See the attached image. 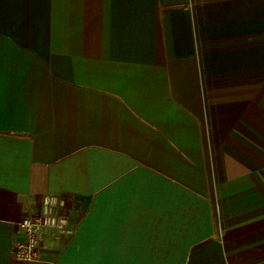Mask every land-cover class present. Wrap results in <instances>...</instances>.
Instances as JSON below:
<instances>
[{
	"label": "crops",
	"instance_id": "crops-1",
	"mask_svg": "<svg viewBox=\"0 0 264 264\" xmlns=\"http://www.w3.org/2000/svg\"><path fill=\"white\" fill-rule=\"evenodd\" d=\"M0 264H264V0H0Z\"/></svg>",
	"mask_w": 264,
	"mask_h": 264
},
{
	"label": "built area",
	"instance_id": "built-area-1",
	"mask_svg": "<svg viewBox=\"0 0 264 264\" xmlns=\"http://www.w3.org/2000/svg\"><path fill=\"white\" fill-rule=\"evenodd\" d=\"M65 205L64 200L56 195L47 193L42 198L41 206L32 211L20 222L24 237L14 242L11 255L18 260H36L42 255V240L44 231L53 228L60 234L73 233L69 218L60 212Z\"/></svg>",
	"mask_w": 264,
	"mask_h": 264
}]
</instances>
